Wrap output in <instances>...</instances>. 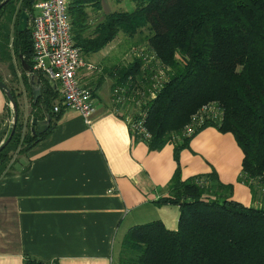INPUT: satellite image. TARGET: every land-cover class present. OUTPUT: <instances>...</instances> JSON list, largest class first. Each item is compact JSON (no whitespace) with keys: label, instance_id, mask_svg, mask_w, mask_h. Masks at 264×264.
<instances>
[{"label":"trees","instance_id":"obj_1","mask_svg":"<svg viewBox=\"0 0 264 264\" xmlns=\"http://www.w3.org/2000/svg\"><path fill=\"white\" fill-rule=\"evenodd\" d=\"M38 1L10 0L0 9V63L8 64L16 81L14 60L23 70L22 61L34 65L31 25L19 32V17L23 10L31 13ZM132 1L133 11L111 13L93 31H87L86 5L99 7L101 0H71L69 7L73 38L84 58L120 33L135 38L148 31L147 47L136 48L131 62L112 68L114 96L125 97V103L141 100L132 121L144 114L151 136L136 138L145 140L150 150L176 143L178 166L168 195L156 204L179 206L178 228L168 229L161 220L131 227L122 239L120 263L264 264V0ZM34 72L42 80L37 101L25 70L18 81L22 90L8 86L19 114L25 90L32 118L51 116L53 125L44 134H36L33 126L25 133L19 119L12 140L0 152V177L20 167L21 158L13 160V152L25 157L59 119L60 112H54L58 90L42 72ZM205 105L217 110V118H206L186 134V125ZM209 126L234 135L244 154L238 181L250 188L253 198L261 197V206L233 198V185L223 183L214 169L182 178L181 151ZM24 264L49 263L26 257Z\"/></svg>","mask_w":264,"mask_h":264},{"label":"crops","instance_id":"obj_2","mask_svg":"<svg viewBox=\"0 0 264 264\" xmlns=\"http://www.w3.org/2000/svg\"><path fill=\"white\" fill-rule=\"evenodd\" d=\"M119 3L87 4V31L109 14L127 11L116 10ZM113 41L85 57L95 69L78 72L80 83L93 90V115L86 120L63 107L55 126L29 149L20 167L17 164L14 172L0 177V264H24L26 257L57 264H121L122 239L131 227L161 220L168 229L178 228L179 206L156 204L168 195L178 166L176 143L150 150L145 140L133 135L130 116L115 100L112 76V68L124 64L127 53L122 49L112 53ZM24 70L18 67V81ZM54 83L50 84L59 92V83ZM38 85L42 88L41 79ZM21 105L30 115L25 90ZM13 116L0 88V143L10 134ZM243 155L232 133L206 127L181 151V176L214 169L223 183L233 185V198L259 207L261 197L253 198L250 188L238 181Z\"/></svg>","mask_w":264,"mask_h":264},{"label":"built area","instance_id":"obj_3","mask_svg":"<svg viewBox=\"0 0 264 264\" xmlns=\"http://www.w3.org/2000/svg\"><path fill=\"white\" fill-rule=\"evenodd\" d=\"M70 2L71 0H39L29 13L34 48L33 69L42 71L59 83V102L55 105L54 112L65 107L79 112L87 120L96 111L93 90L80 83L78 72L84 67L93 69L94 65L83 57L81 48L75 44L69 15ZM125 99L120 96L118 101L125 102ZM217 115L216 109L205 105L194 116L191 126L186 130L187 134L191 135L206 118L214 119ZM130 122L135 137L150 138L144 114L137 121L133 122L131 119ZM50 264L57 263L52 261Z\"/></svg>","mask_w":264,"mask_h":264},{"label":"rangeland","instance_id":"obj_4","mask_svg":"<svg viewBox=\"0 0 264 264\" xmlns=\"http://www.w3.org/2000/svg\"><path fill=\"white\" fill-rule=\"evenodd\" d=\"M135 8L134 2L132 0H120V3L118 5H116V10H133ZM122 33H120L116 39L113 41V50L112 53H114L116 51V53H118V51H120L121 49L123 50V54L125 55V58H122L123 61L126 63H129L133 60L134 58V51H136V48H141V47H147V42H146V35L148 34V31L145 30L144 34L141 35H137L135 38H129L127 36H125L124 34L121 35ZM127 49V50H125ZM123 55V56H124ZM15 61V66H16V71L18 73V67L19 69H21L20 65H17V60ZM122 62V60H121ZM92 64V62H90ZM94 64V63H93ZM96 66H94L93 69H95ZM0 76L5 80V82H7L9 85L18 88V91L22 90V86L21 84H18V82H16L14 80V77L12 76V73L8 67V64H3L0 63ZM117 94V93H116ZM115 97V96H114ZM116 101H118V99H115ZM141 100L138 102L137 99H133L131 101H126L123 102L121 101V103L118 101V106H123L122 107V111L125 112V114H127V116H130V118L132 119L133 116L135 115V113L141 109ZM22 107V105H21ZM26 108V107H25ZM27 110V111H26ZM28 109H24V106L22 108H20V114H19V119L20 121L23 123L24 127H23V132H27L28 130H30V127L32 126L31 124V114H28ZM13 120V119H12ZM191 126V123H189L188 125H186L185 129L187 130L188 127ZM187 134V133H186ZM173 139V138H172ZM23 159L24 157L18 152L15 151L13 152V160L16 159ZM8 168L10 169V164L8 165ZM50 264V263H49Z\"/></svg>","mask_w":264,"mask_h":264},{"label":"water","instance_id":"obj_5","mask_svg":"<svg viewBox=\"0 0 264 264\" xmlns=\"http://www.w3.org/2000/svg\"><path fill=\"white\" fill-rule=\"evenodd\" d=\"M10 0H4L2 2H0V9L6 4L8 3ZM29 27V13L26 10H23L20 14L19 17V25H18V31L19 32H24L28 29ZM23 66H24V61L22 62ZM25 70L30 73V84L32 85V92H33V98L34 101H37L38 98L42 95V88L37 84L40 83V79L37 78L36 74L33 72V68L30 66H24ZM51 84L55 85L54 81L50 80L49 81ZM0 88L4 91V93L6 94L7 98L10 101L11 104V108L13 110L14 116H13V122H12V127H11V131L10 134L8 135V137L2 141L0 143V152L9 144V142L12 140V137L16 131V127H17V123L19 120V112H18V103L14 97V95L12 94L8 84L0 79ZM32 126H33V131L36 134H44L46 133L52 123V117L48 116L46 119L40 120L37 117H33L32 118Z\"/></svg>","mask_w":264,"mask_h":264}]
</instances>
